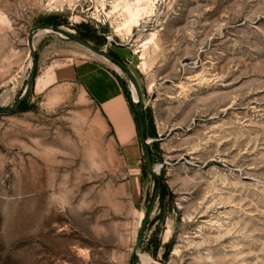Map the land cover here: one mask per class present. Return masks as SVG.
I'll list each match as a JSON object with an SVG mask.
<instances>
[{
    "label": "rangeland",
    "instance_id": "obj_1",
    "mask_svg": "<svg viewBox=\"0 0 264 264\" xmlns=\"http://www.w3.org/2000/svg\"><path fill=\"white\" fill-rule=\"evenodd\" d=\"M52 26L140 86L160 190L137 256L264 264V0H0V264H132L157 186L131 79L56 31L32 50L30 31ZM73 57L117 77L133 143L83 84L36 83Z\"/></svg>",
    "mask_w": 264,
    "mask_h": 264
},
{
    "label": "crops",
    "instance_id": "obj_2",
    "mask_svg": "<svg viewBox=\"0 0 264 264\" xmlns=\"http://www.w3.org/2000/svg\"><path fill=\"white\" fill-rule=\"evenodd\" d=\"M57 62V59L49 62L36 83L50 78L51 84L66 81L83 84L100 104L119 141L133 143L137 137L136 121L117 77L96 58L73 57L55 64Z\"/></svg>",
    "mask_w": 264,
    "mask_h": 264
},
{
    "label": "water",
    "instance_id": "obj_3",
    "mask_svg": "<svg viewBox=\"0 0 264 264\" xmlns=\"http://www.w3.org/2000/svg\"><path fill=\"white\" fill-rule=\"evenodd\" d=\"M36 29L37 28H33L30 31L29 40L32 39V36H33ZM52 29H54L56 32L61 33V34L65 35L69 38H72L73 40H75L79 44L83 45L84 47H86V48L96 52L97 54L109 59L113 64L118 66L121 70H123L127 74V76L131 79L132 83L135 85L140 97H142V93H141L140 86L138 84L137 79L135 78L134 74L129 70V68L126 66V64L124 62H122L119 58L115 57L111 53H108L102 49L93 47L88 41L84 40L83 38L78 37L74 33L69 32L68 30H65L63 27L52 26ZM34 82H35V75H34V69H33V74L31 76L29 83H28L27 89L24 92V94L22 95L20 101L15 106L14 110L18 109L20 104L23 101H25L27 99V97L30 95L32 88L34 86ZM9 111L10 110H0V112H9ZM137 120H138V125H139V132H140V136H141V141H142L143 149H144L145 156H146L147 166H148L149 171L152 173V175L156 179L157 186L154 189V191L150 197L147 214H146L144 220L142 221L139 232H138V237H137V240H136V243L134 246V250L132 252V264H139L137 251L139 249V246L142 243L144 231H145L146 226L148 224V220L151 217V215L154 211V208L157 204L158 197H159V190H160V178L158 176V173H156L155 169H154V163H153V157H152V148L150 146V143H148L146 140L147 122H146L145 114L143 112L142 105L139 108H137Z\"/></svg>",
    "mask_w": 264,
    "mask_h": 264
},
{
    "label": "bare ground",
    "instance_id": "obj_4",
    "mask_svg": "<svg viewBox=\"0 0 264 264\" xmlns=\"http://www.w3.org/2000/svg\"><path fill=\"white\" fill-rule=\"evenodd\" d=\"M65 30H68L69 32H72V33H74L73 31H71V30H69L68 28H65V27H63ZM51 31H55L54 29H52V28H44V29H40L38 32H36V33H34L33 34V36H32V39L31 40H29V44H30V46L32 47V50H34V45H35V42L39 39V38H41L45 33H48V32H51ZM62 36V35H61ZM93 46V45H92ZM94 47V46H93ZM88 49V48H87ZM90 50V49H89ZM102 50H104V49H102ZM90 51H92V50H90ZM105 51V50H104ZM92 52H94V51H92ZM95 54H97L96 52H94ZM100 58H102V59H104V60H106V61H108V62H110L111 63V61L109 60V59H107L106 57H103V56H101V55H99V54H97ZM31 57V56H30ZM30 60V62H29V67H32L33 66V64H34V59H33V57H31V59H29ZM112 64V63H111ZM112 65H114L118 70H121L118 66H116L115 64H112ZM132 91H133V96H134V100H135V106L137 107V108H139L143 103H144V101H143V98L142 97H140V95H139V93H138V91H137V89H136V87H135V85L132 83ZM132 96V97H133ZM147 142L148 143H150V140L149 139H147ZM158 167V166H157ZM156 166L154 167V169H155V172L156 173H158L159 172V168H157ZM155 181V180H154ZM146 213V212H145ZM144 216V215H143ZM142 220V219H141ZM143 220H144V218H143ZM142 220V221H143ZM141 223L142 222H140V225H141ZM138 262H139V264H149V263H151V262H153V258L151 257V256H149L148 254H143V253H138Z\"/></svg>",
    "mask_w": 264,
    "mask_h": 264
},
{
    "label": "trees",
    "instance_id": "obj_5",
    "mask_svg": "<svg viewBox=\"0 0 264 264\" xmlns=\"http://www.w3.org/2000/svg\"><path fill=\"white\" fill-rule=\"evenodd\" d=\"M50 21H51V19L48 20V22H50ZM25 106H26L25 102H22L19 107L25 108ZM152 135H155V133H152Z\"/></svg>",
    "mask_w": 264,
    "mask_h": 264
}]
</instances>
